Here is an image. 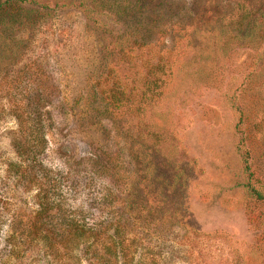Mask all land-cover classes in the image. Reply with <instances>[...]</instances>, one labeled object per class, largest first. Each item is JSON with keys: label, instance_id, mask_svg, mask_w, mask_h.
<instances>
[{"label": "rangeland", "instance_id": "rangeland-1", "mask_svg": "<svg viewBox=\"0 0 264 264\" xmlns=\"http://www.w3.org/2000/svg\"><path fill=\"white\" fill-rule=\"evenodd\" d=\"M241 1L94 23L41 0L0 39V264H264V64L224 25ZM16 228L75 239L10 246Z\"/></svg>", "mask_w": 264, "mask_h": 264}, {"label": "trees", "instance_id": "trees-1", "mask_svg": "<svg viewBox=\"0 0 264 264\" xmlns=\"http://www.w3.org/2000/svg\"><path fill=\"white\" fill-rule=\"evenodd\" d=\"M41 0H0V39L7 38L12 31L31 26L34 21L36 9L40 6L46 7L40 3ZM60 0H55L56 4ZM62 6H73L81 10L86 18L92 20L94 23L99 22L102 18L105 20H112V18L128 17L137 7L140 8L141 0H61ZM224 25L232 27L231 33L237 39V43L245 45L246 41H253L254 48L258 49L259 66L264 64V47L259 50L264 42V4L252 5L249 0H242L237 2L234 11L227 13ZM135 41V39H133ZM228 43V41H227ZM23 108L19 106L10 107L9 111L16 118L18 125L25 132V124L28 123L27 118L24 117ZM38 122L35 124L34 133L28 135L26 145L20 143L17 138V146L20 152H27L35 155L39 148L44 147L46 139L44 135L39 136ZM26 128H28L26 126ZM33 127L30 126L29 130ZM28 130V129H27ZM28 130V132H29ZM25 134H23L24 137ZM257 198L264 200V195L259 191H255ZM48 203L43 198L40 204L42 211H47ZM81 238L85 236L88 231L84 227L78 229ZM97 233L89 232L88 235L92 236ZM72 232L61 235L57 238H49L44 232L33 231L27 229H15L8 235L7 243L10 246H21L22 244H30L32 242H40L56 252L66 249L70 244L74 243ZM78 236V234H77ZM83 239V238H82ZM109 244H114L111 236L106 235L104 238Z\"/></svg>", "mask_w": 264, "mask_h": 264}]
</instances>
